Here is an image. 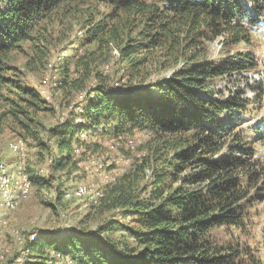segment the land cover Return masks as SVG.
Listing matches in <instances>:
<instances>
[{
    "label": "trees",
    "instance_id": "1",
    "mask_svg": "<svg viewBox=\"0 0 264 264\" xmlns=\"http://www.w3.org/2000/svg\"><path fill=\"white\" fill-rule=\"evenodd\" d=\"M75 1L114 11L97 21L88 14L81 24L86 42L95 49L77 59L78 66L112 44L132 62V69L141 64L130 59L138 49L158 50L176 67L143 88L115 90L96 82L49 129L57 150L50 166L68 174L79 171L82 158L102 154L101 138L120 141L138 130L149 140L131 167L96 199L103 211L118 210L119 217L95 231L82 229L59 239L33 234L24 242V264H55L47 249L71 264H264L238 241V233L245 234L249 209L264 203V158L253 145L264 140V122L253 131V142L240 128L242 112L260 100L243 99L238 89L214 98L220 93L215 80L247 71L253 61L227 52L221 61L199 59L204 41L222 37L223 49L248 42L250 28L264 14V0H0V65L6 52L33 39L43 19ZM118 12L125 16L118 19ZM135 26L141 28L138 44L130 39ZM79 84L76 79L70 85L82 89ZM19 90L39 100L33 89ZM11 112L26 114L23 109ZM27 176L32 185L48 182L35 173ZM127 218L139 227L125 224ZM110 233L119 235L103 237Z\"/></svg>",
    "mask_w": 264,
    "mask_h": 264
},
{
    "label": "rangeland",
    "instance_id": "2",
    "mask_svg": "<svg viewBox=\"0 0 264 264\" xmlns=\"http://www.w3.org/2000/svg\"><path fill=\"white\" fill-rule=\"evenodd\" d=\"M112 12L113 8L107 5L75 1L43 19L40 30L33 34L31 41L19 44L2 56L0 166H6L8 175L18 169L27 179V172H31L48 182L44 186L29 182V193L13 210L4 206L0 196V264H24L28 258L23 251L24 242L33 234L59 239L82 229L95 231L106 220L119 217L118 210L103 211L98 201L93 202L91 195L104 189L131 167L133 158L140 155L139 149L149 140L146 132L133 130L120 141L110 137L99 139L102 140V154L82 158L78 172L53 171L50 166L57 150L49 129L68 116L88 87L101 81L115 90H124L128 86L138 88L139 85L143 88L149 82L168 76L176 67L158 50L147 52L138 49L130 59L141 64L132 69V62L124 60L112 44L109 50L93 53L84 65L78 66L77 59L95 49L94 44L86 42L81 24L88 19V14L97 21ZM124 16L121 12L117 14L118 19ZM139 29L135 26L130 30L132 44L140 41L136 34ZM249 35L248 42H241L230 49H223L222 37L204 41L201 45L203 55L199 59L221 61L227 52L249 56V61H253L247 71L214 81L215 89L220 92L214 96L215 99L226 98L236 89L243 99L253 102L255 97H259L260 101L248 105L241 116L240 128L253 142L256 138L253 131L264 122V14L259 23L250 28ZM180 64L181 59L178 61ZM65 70L67 76H64ZM76 79H80L82 89H74L70 85ZM21 86L33 89L39 100L22 93L19 90ZM18 109H23L26 114L13 115L11 111ZM129 140L132 141L131 147L126 144ZM18 143H21V149L16 151L13 145ZM253 145L264 158V140ZM80 150L74 152L77 159ZM145 173L149 176L148 170ZM146 180L144 177L141 183ZM76 185L85 186L87 194L76 200L65 199L63 192ZM249 215L244 226L245 234L238 233V241L247 244L256 258L260 255L264 260V203L252 205ZM124 223L135 229L139 227L130 218ZM118 235L110 233L103 237L115 239ZM45 253L55 257V264H71L69 258L58 257L52 250L47 249Z\"/></svg>",
    "mask_w": 264,
    "mask_h": 264
},
{
    "label": "bare ground",
    "instance_id": "3",
    "mask_svg": "<svg viewBox=\"0 0 264 264\" xmlns=\"http://www.w3.org/2000/svg\"><path fill=\"white\" fill-rule=\"evenodd\" d=\"M131 142L132 141L128 142L129 146L132 145ZM13 149L19 151L21 149V143L14 144ZM5 167L6 166H0V196L3 200L2 202L4 203V206L8 210H13L16 205L19 204V202L29 193L30 183L26 176L18 169L15 173L8 175ZM87 192L88 189L85 186L76 185L73 189L67 190L64 193V198L76 200L83 197L87 194ZM100 196L101 192L97 191L91 195V198L95 203L97 201L96 199Z\"/></svg>",
    "mask_w": 264,
    "mask_h": 264
},
{
    "label": "built area",
    "instance_id": "4",
    "mask_svg": "<svg viewBox=\"0 0 264 264\" xmlns=\"http://www.w3.org/2000/svg\"><path fill=\"white\" fill-rule=\"evenodd\" d=\"M31 238H32V236H31ZM24 240V239H23Z\"/></svg>",
    "mask_w": 264,
    "mask_h": 264
}]
</instances>
